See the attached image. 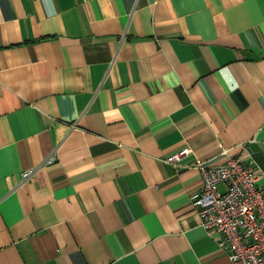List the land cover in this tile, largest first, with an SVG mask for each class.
I'll use <instances>...</instances> for the list:
<instances>
[{"label": "crops", "instance_id": "obj_1", "mask_svg": "<svg viewBox=\"0 0 264 264\" xmlns=\"http://www.w3.org/2000/svg\"><path fill=\"white\" fill-rule=\"evenodd\" d=\"M229 157L264 168V0H0V264H232L189 165Z\"/></svg>", "mask_w": 264, "mask_h": 264}, {"label": "built area", "instance_id": "obj_2", "mask_svg": "<svg viewBox=\"0 0 264 264\" xmlns=\"http://www.w3.org/2000/svg\"><path fill=\"white\" fill-rule=\"evenodd\" d=\"M191 153L187 146L165 160L181 167ZM57 161V150H53L41 166ZM189 165L196 167L203 179L192 205L205 231L228 251L232 264H264V168L256 166L253 159L236 157L223 163L197 159ZM37 168L23 171V180Z\"/></svg>", "mask_w": 264, "mask_h": 264}]
</instances>
